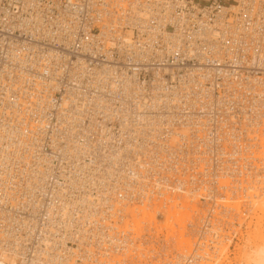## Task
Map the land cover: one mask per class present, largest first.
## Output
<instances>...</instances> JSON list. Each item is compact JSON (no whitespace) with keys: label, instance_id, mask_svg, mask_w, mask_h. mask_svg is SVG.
<instances>
[{"label":"built area","instance_id":"1","mask_svg":"<svg viewBox=\"0 0 264 264\" xmlns=\"http://www.w3.org/2000/svg\"><path fill=\"white\" fill-rule=\"evenodd\" d=\"M195 78L196 110L178 101ZM206 89L231 104L206 113ZM25 117L27 203L6 174L26 162L0 153V197L6 183L20 194L0 211L27 224L15 232L18 264H43L53 242L59 264H140L149 235L137 237L128 210L183 195L202 204L197 242L155 262L208 258L240 227L223 202L249 205L264 190V0H0V133ZM74 199L93 209L89 219Z\"/></svg>","mask_w":264,"mask_h":264},{"label":"bare ground","instance_id":"2","mask_svg":"<svg viewBox=\"0 0 264 264\" xmlns=\"http://www.w3.org/2000/svg\"><path fill=\"white\" fill-rule=\"evenodd\" d=\"M171 38H173V37H171ZM19 72L22 74L25 73V71H23V70H19ZM206 75L212 77V74L208 71H207ZM198 77L203 79L204 75H199ZM225 79L227 81L228 87H231V84L232 85L235 84L232 80L228 79V77H225ZM253 81H254V83H257V85L262 86V84H263L262 82H259V81L254 80V79H253ZM17 82L24 84L23 78H20ZM128 84H130L129 81H126L123 84V89ZM182 85L183 86H182L181 90L183 93L180 96V98L178 99V101L181 103V105L184 108H190V109L196 110V104L200 102L199 101L200 94H199V92L195 91V89L200 88V85H201L200 82L195 78V79L190 80L188 83L185 82ZM200 90H201V88L199 89V91ZM205 91L207 92V94H210L212 96L211 89H206ZM69 96H73V94H69ZM96 97H100V96H96ZM192 97H194L196 99L191 100ZM229 97H231L230 94H229ZM185 99H187V103L189 104L188 107H186L187 103H186ZM211 102L212 103L206 104V108H207L206 113H211V112H213V110L215 108L220 107V106H228L229 104H231L232 100L231 99L220 100L218 97L212 96ZM22 104L25 105L26 103L22 102ZM8 110H12V108H3V111L6 113ZM24 111H25V109H24ZM254 116H255V122L253 125L255 127H259L262 124L261 123V114L258 112ZM14 120L15 121L10 122L11 124H13V126L4 125L2 127V133H0V153H1L2 159L4 161L16 160V161L26 162L22 167L19 168L18 171H14L13 169H11L10 171L6 172V174H9V177L11 179L17 180L16 186L19 189V193L21 192L23 196H26V198H25V200H26L27 199V186H25L24 190H23V188L21 187V182L19 181V176L22 175L24 177H27V150H22L23 148L27 149V122H26L27 117L23 118L22 121H19L18 119H14ZM75 127L76 126H74L73 130L75 129ZM0 129H1V127H0ZM64 132L65 131L59 130V134H65ZM65 136H66V139L71 144H77L80 142L77 139L76 135H74V134H72V135L68 134ZM71 149H73V148H71ZM71 149L66 150V152L69 153ZM76 154H77V152H74V155H76ZM16 175H18V176H16ZM25 184H27V178L25 180ZM8 185H10V183H6L5 185L2 186L3 194H1L2 197H0V201L2 203L9 202L10 207L12 208L13 207V201H15L20 194H18L16 196V198H14V196L17 193L9 192L8 194H6V191L9 189ZM249 188H253V187L249 186ZM237 190L238 189L234 186L233 189H231V194L236 195ZM261 195L264 197V190L261 191V194L257 193L256 195H253V198L255 200V204L257 203V199H263ZM65 198H66V196H62V198H61L60 210H62V211H64L66 206L70 204L67 200H64ZM178 200H180V201H178ZM167 201H166V203H167ZM258 201H260V200H258ZM84 202L86 204H88L87 200H84ZM24 203H27V200ZM24 203H21V204L27 208V205H24ZM74 203L76 205H80L82 207L83 214L86 215L87 218L89 219V217L92 214L93 209L90 207H87L86 209H84V206L79 204L75 199H74ZM233 203H235V202H233ZM242 203H244V202H242ZM245 203H247V202H245ZM235 204H237V203H235ZM235 204L234 205L232 204V206H236ZM225 205H227V203ZM230 206H231V202H230ZM247 206H249V205H247ZM262 207H264V206H262ZM128 211L131 212L130 213L131 214V220L130 221H131L132 225L134 226L135 231L137 232L138 238H140L141 236H146V235L153 232L156 235L164 236L163 237L164 239L174 238L175 243H177L180 247L186 245L187 247H185L182 250V252L179 251L181 256L187 255L193 250L194 245H192V244L193 243L196 244V242H197V238H196V236H194L195 231H196V229H195L196 224H195L194 220L195 219L198 220L200 218V215L203 212L202 204L199 202V200L194 199V198H187L185 195H183V196H180V199H179V197H175L174 199H172L168 206L159 205L157 207L156 211L154 209H151L147 205H145V206L143 205L142 207L134 206V207L130 208ZM156 212H158V214H156ZM158 217H159V219H161L163 217H165V218L162 222H157L156 219ZM0 219H2L4 222H6V221L11 222L10 228L3 227L0 224V228H2L0 231V264H18V261H19L18 257H20L23 254H19L20 252H18V250H17L18 249L17 247H20V246L17 243L16 239L22 240V238L16 236L15 232L19 231L20 229H23L26 232L27 224H25L23 221H20V220L17 221L18 218L16 217V215H13V213L11 211H0ZM259 219H261V221H262L261 216H259ZM190 222H193L192 223L193 228L190 229V231L192 230V239L194 240L193 242H192L191 238L186 237V229L188 231V226H189L188 224ZM126 225L128 226L130 224L126 223ZM239 225H240V223H239ZM93 229L97 232L98 231V224H94ZM25 236H27V234H25ZM103 236H106L108 241L114 240V238H115V236H112V235H103ZM222 243H223V245H221ZM225 243L227 244L228 242H225V240H223V239L219 240L218 245L216 246L215 250L213 251V255H210L208 258L203 257L197 253L196 254V260H193V263L194 264H217L220 260V257H221L220 255L223 253V249H220V248L224 247ZM229 243H230V241H229ZM262 243L263 244L257 250V254H258L259 259L257 260L256 264H264V238H263ZM3 245L7 246V248H5ZM140 245L143 247V242H141ZM140 245H138L136 247V249H137L136 259H138L139 255L141 256V253L143 251V250L142 251L140 250L141 249ZM145 248H146V246H145ZM143 249H144V247H143ZM139 251H141V252H139ZM145 251H147V252H143L144 253L143 255H145V256L144 257L141 256L142 259H140V260H142V262H145V263H146V261H148V263L156 264L155 260H159V257L161 256V254L158 255L156 253L157 251L155 249H148L147 250V248H146ZM148 253L149 254L151 253V254L149 255ZM205 254H207V253L205 252ZM59 255H60V253H59L58 247H56V245H55V242H53L51 244H47L46 250H45V258H44L45 261L43 262V264H59L56 261V258ZM210 259L211 260L214 259L216 261H209ZM24 261L27 262V259L26 260L23 259L22 262H24ZM45 262H47V263H45ZM33 264H37V263H33Z\"/></svg>","mask_w":264,"mask_h":264},{"label":"rangeland","instance_id":"3","mask_svg":"<svg viewBox=\"0 0 264 264\" xmlns=\"http://www.w3.org/2000/svg\"><path fill=\"white\" fill-rule=\"evenodd\" d=\"M258 194H261V193H258ZM262 198L263 199H257L256 204H255V200L250 201L249 206H247L248 203H245L247 201H237V202L234 201L237 204L231 202V206L232 204L236 205L234 207L236 208V212L238 213L237 219H238V222L240 223V227L234 228L235 231L237 232L236 239H234L233 242L230 241V243L229 242L227 244L225 243V246L220 248V249H223V253L221 252L222 254L220 255L221 257L217 264H256L257 260L259 259L257 250L263 244L262 242L264 238V207H262L264 206V197L262 196ZM226 203L228 206H230L229 201L223 202V204H226ZM243 211H246L245 215L242 214ZM258 215L262 217V221L261 219H259ZM164 218L165 217L159 219L158 217L156 221L162 222ZM194 222L195 224L197 223L196 219L194 220ZM148 235H149L148 241H143L144 249L140 245L141 247L140 250L141 251L143 250L141 253L142 257L145 256L143 255L144 254L143 252H147L145 251L146 248L147 250L155 249L158 255H160V253H163L165 255V254H170L173 251L182 252V250L185 247H187L186 245L180 247L177 243H175L174 238L164 239L163 238L164 236L156 235L153 232ZM186 237L192 239V230L190 231V229H188L187 231L186 229ZM150 241L153 242L154 244L151 243ZM193 241L194 240L192 239V242ZM141 256L139 255L137 259L139 260L140 264H152V263H148V261H146V263L142 262V260H140L142 259Z\"/></svg>","mask_w":264,"mask_h":264}]
</instances>
